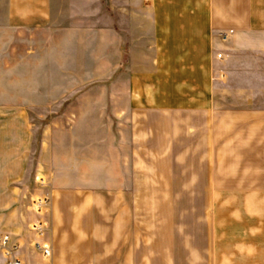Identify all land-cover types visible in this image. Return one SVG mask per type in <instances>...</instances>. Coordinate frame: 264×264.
<instances>
[{"label": "crops", "instance_id": "0c3cea01", "mask_svg": "<svg viewBox=\"0 0 264 264\" xmlns=\"http://www.w3.org/2000/svg\"><path fill=\"white\" fill-rule=\"evenodd\" d=\"M25 29L47 33L51 62L70 52L112 91L83 94L64 153L38 159L49 181V258L34 251L26 212L41 189L31 179L25 191L21 169L0 176V233L20 242L22 264H264L262 199L250 200L264 195V174H219L213 160L219 110L225 125L249 113L241 103L234 111L249 99L234 90L257 52L251 38H264V0H0V54L5 33ZM3 58L0 165L18 166L22 157L5 159Z\"/></svg>", "mask_w": 264, "mask_h": 264}, {"label": "rangeland", "instance_id": "374dc122", "mask_svg": "<svg viewBox=\"0 0 264 264\" xmlns=\"http://www.w3.org/2000/svg\"><path fill=\"white\" fill-rule=\"evenodd\" d=\"M106 8L107 11H112L111 6L107 5ZM59 23L66 25L70 22ZM105 23L109 22L106 20ZM46 34L43 30L31 29L5 33V53L0 54L4 57L2 60H5V131L8 132L5 136L10 138L5 140V159L11 161L19 156L23 158V164L0 165V176H5L6 168L21 169L20 172L26 177L25 191L29 189V180L32 179L41 189L40 192L49 196L45 192L49 181L43 174V169H38V159L47 161L56 151L55 147L64 153L66 131L71 132L82 120L81 116L76 115L83 106L82 95L104 94L111 80H107L106 85L94 70L79 66L84 62H76L75 56L70 52L52 54L57 57V61L51 62V54L44 50ZM251 39V49L257 52H253L249 61L244 62L240 69L242 84L237 86L243 90H234L235 93H246L249 99L235 101L233 106L236 111L240 108L238 103L244 104L245 108L247 106L244 110L249 113L242 118H233L225 125L219 110L217 141L213 150V160L219 174L225 171L234 175L264 174V52L257 44L258 41L263 42L264 38ZM229 42H233V37H230ZM2 74L3 70L0 69V75ZM108 87L111 88L108 91H112V85ZM40 142L44 146L41 152ZM188 168L190 171L194 170L193 165L187 166ZM39 178H42L43 185L38 183ZM227 199L234 200V205L238 206L242 204L243 198H219L222 203ZM258 199H262L260 205L264 210V195L261 198L250 197L255 206L258 205ZM26 212L30 213V209H26Z\"/></svg>", "mask_w": 264, "mask_h": 264}, {"label": "built area", "instance_id": "2783aa9c", "mask_svg": "<svg viewBox=\"0 0 264 264\" xmlns=\"http://www.w3.org/2000/svg\"><path fill=\"white\" fill-rule=\"evenodd\" d=\"M231 35V31H219L217 33L218 39L224 44L230 40ZM224 56L223 50H218L215 53V57L218 60L223 59ZM214 73V79L220 84H226L227 76L224 72L215 71ZM38 183L40 185L44 184L42 178L38 179ZM50 203L51 200L48 195L40 194L33 198L28 205L30 212L35 216L34 221L30 224V229L37 236V239L33 242V249L43 258H49L51 255V244L45 236L46 231L49 228L46 215ZM19 250L20 242L13 238L9 233H0V258L2 259L3 264H22L19 257Z\"/></svg>", "mask_w": 264, "mask_h": 264}]
</instances>
